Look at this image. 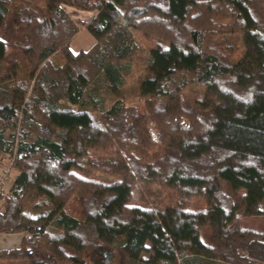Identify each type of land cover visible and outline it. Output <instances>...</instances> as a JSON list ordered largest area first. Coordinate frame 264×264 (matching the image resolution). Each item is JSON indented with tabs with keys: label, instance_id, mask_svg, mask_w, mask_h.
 I'll return each mask as SVG.
<instances>
[{
	"label": "trees",
	"instance_id": "trees-1",
	"mask_svg": "<svg viewBox=\"0 0 264 264\" xmlns=\"http://www.w3.org/2000/svg\"><path fill=\"white\" fill-rule=\"evenodd\" d=\"M62 3L95 10L87 50L72 51ZM12 26L26 63L5 62L0 34V164L13 154L17 167L0 232L21 236L0 264H264L251 220L264 199V0H0V32ZM134 30L163 41L147 51L142 102L104 103L131 71ZM137 181L175 198L133 204Z\"/></svg>",
	"mask_w": 264,
	"mask_h": 264
},
{
	"label": "rangeland",
	"instance_id": "rangeland-1",
	"mask_svg": "<svg viewBox=\"0 0 264 264\" xmlns=\"http://www.w3.org/2000/svg\"><path fill=\"white\" fill-rule=\"evenodd\" d=\"M14 3H22L24 2L26 5L38 6L42 7L44 0H13ZM62 10L64 13L77 25L78 31L77 33L71 38L70 47L73 51L78 50H87L94 42L93 37L84 29L83 22L88 20L91 16L95 14V10L87 11L84 9H77L67 4H61ZM222 17L220 20L216 22H228L231 21L232 18L229 15L220 14ZM217 16H213L212 22H215ZM134 35L139 44V49L136 50L132 56L130 57L131 63V71L126 76L125 82L117 92L111 91L109 88H106L101 93V99L104 103L110 102L114 98L120 97L122 98L127 104L137 105L142 102V96L139 94L138 84L139 82L144 79L148 73L146 69V57L147 51L156 42H163L161 35H155L153 33L148 34L146 36L143 35L141 30H134ZM1 36L7 42L6 45V54H5V62L8 63L11 60H16L18 63H26V59L24 58L21 51L13 45V41L15 37L19 34L17 30L12 27H6L2 29L0 32ZM227 41L228 44L233 45V53L231 57L233 59H237L241 57L243 54V45L241 39L236 34L227 33ZM58 53V52H57ZM202 86L197 84L190 85L189 89H201ZM108 149L105 150L107 152ZM98 155H102L103 153L99 151L97 152ZM8 155L4 156L3 162L0 164L3 165V170L9 169L4 164L8 163L9 159ZM11 166V165H10ZM15 166H11L9 178L7 182H10L13 177L15 176L17 169ZM1 171V168H0ZM82 175L86 177L102 179L108 176L104 175L103 172L98 168H91L85 167L81 171ZM157 185L151 184L149 186H144L141 182H136L135 187L132 190V198L131 201L133 204L140 205V206H163L173 200L175 197L174 192L172 190L162 189L160 193L161 197H159V193L156 191ZM3 195L9 193L7 191H2ZM2 193L0 195H2ZM1 204V203H0ZM1 209V207H0ZM262 214L256 216L254 219H251L255 226H259L260 224L264 223V199L262 201ZM251 222V221H249ZM239 221L234 220L231 228H236L238 226ZM21 233L16 232H0V249H9L13 246H16L19 242Z\"/></svg>",
	"mask_w": 264,
	"mask_h": 264
},
{
	"label": "built area",
	"instance_id": "built-area-1",
	"mask_svg": "<svg viewBox=\"0 0 264 264\" xmlns=\"http://www.w3.org/2000/svg\"><path fill=\"white\" fill-rule=\"evenodd\" d=\"M8 159H9V165L8 163L4 164L5 166H7L9 169L3 170L2 166H0L1 171H0V193H2V191H7L9 192V186H10V182H7V179L9 178V173H10V168L11 166H14V156L12 155H8ZM11 165V166H10Z\"/></svg>",
	"mask_w": 264,
	"mask_h": 264
},
{
	"label": "crops",
	"instance_id": "crops-1",
	"mask_svg": "<svg viewBox=\"0 0 264 264\" xmlns=\"http://www.w3.org/2000/svg\"><path fill=\"white\" fill-rule=\"evenodd\" d=\"M72 49V48H71ZM73 51V50H72ZM75 52V51H74Z\"/></svg>",
	"mask_w": 264,
	"mask_h": 264
}]
</instances>
